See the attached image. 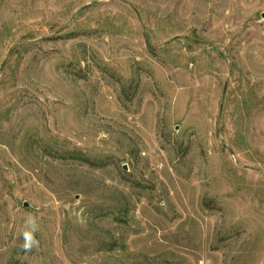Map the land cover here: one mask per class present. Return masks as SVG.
Here are the masks:
<instances>
[{
    "label": "rangeland",
    "instance_id": "obj_1",
    "mask_svg": "<svg viewBox=\"0 0 264 264\" xmlns=\"http://www.w3.org/2000/svg\"><path fill=\"white\" fill-rule=\"evenodd\" d=\"M0 264H264V0H0Z\"/></svg>",
    "mask_w": 264,
    "mask_h": 264
},
{
    "label": "water",
    "instance_id": "obj_2",
    "mask_svg": "<svg viewBox=\"0 0 264 264\" xmlns=\"http://www.w3.org/2000/svg\"><path fill=\"white\" fill-rule=\"evenodd\" d=\"M25 206H27V205L25 204Z\"/></svg>",
    "mask_w": 264,
    "mask_h": 264
}]
</instances>
